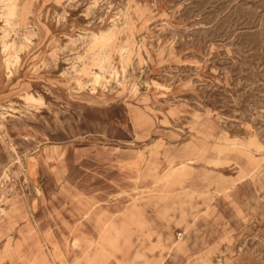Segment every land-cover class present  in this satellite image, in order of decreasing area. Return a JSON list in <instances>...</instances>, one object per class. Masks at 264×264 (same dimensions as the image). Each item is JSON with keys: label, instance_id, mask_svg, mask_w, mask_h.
Returning <instances> with one entry per match:
<instances>
[{"label": "rangeland", "instance_id": "rangeland-1", "mask_svg": "<svg viewBox=\"0 0 264 264\" xmlns=\"http://www.w3.org/2000/svg\"><path fill=\"white\" fill-rule=\"evenodd\" d=\"M0 264H264V0H0Z\"/></svg>", "mask_w": 264, "mask_h": 264}]
</instances>
